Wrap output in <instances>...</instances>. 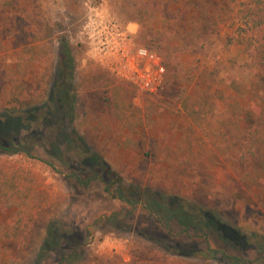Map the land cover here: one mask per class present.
Instances as JSON below:
<instances>
[{"label":"rangeland","instance_id":"rangeland-1","mask_svg":"<svg viewBox=\"0 0 264 264\" xmlns=\"http://www.w3.org/2000/svg\"><path fill=\"white\" fill-rule=\"evenodd\" d=\"M88 1L134 44L157 45L160 91L138 89L87 52ZM256 75L264 79V0H0V160L30 169L40 193L28 213L0 206V264H264ZM184 87L209 91L202 128L180 108ZM115 102L144 124L124 125ZM127 188L139 193L132 202L119 197ZM161 198L211 211L246 245L160 217L147 204Z\"/></svg>","mask_w":264,"mask_h":264},{"label":"trees","instance_id":"trees-1","mask_svg":"<svg viewBox=\"0 0 264 264\" xmlns=\"http://www.w3.org/2000/svg\"><path fill=\"white\" fill-rule=\"evenodd\" d=\"M231 42V39L228 38ZM148 47L157 50L161 53V50L155 44H145ZM61 54L59 58V64L61 67V75L65 77L71 74L72 69V59L69 52V47L67 42L61 43ZM162 54V53H161ZM166 65V64H165ZM209 81H212L208 77ZM241 81V80H240ZM249 88L256 93H261L264 88V79L256 75L253 81L250 83ZM67 90L61 88L59 90V99L67 100ZM208 89L203 88L202 91L195 93L191 92L188 87H184L180 93V108L189 118L192 125L202 128L208 121L209 116V106H208ZM258 97L262 100V95ZM264 99V98H263ZM113 114L117 117L124 125L127 126H141L144 124L142 119V114L135 115V112L131 109V104H119L114 103ZM256 126L254 128V135L251 136V140L257 141L261 140L264 142V117L256 118ZM8 142L7 144H10ZM0 146H3L0 142ZM9 145H5L4 148H11ZM22 154L27 157V151L21 150ZM137 189L127 188V195L119 193V197L130 201V198H136L135 196L139 194ZM119 191V190H118ZM131 196V197H128ZM164 199H148V208L159 214L160 217L164 219L174 218L180 224L184 226H189L196 224L198 228H203L205 230L219 232V237L222 241L235 240L242 245H246V240L243 235H239L235 228L230 227L227 229L226 225L218 221L215 214L211 211L201 209L199 213L195 215L193 211H186L181 206L175 204V200H169L167 203L163 202ZM132 202V201H130ZM40 205V193L36 189L35 177L30 169L25 165L20 163L14 164L10 160H0V206L6 208H17L18 211H23L28 213V209ZM199 215V216H198ZM226 229V230H225ZM227 231L226 233H223ZM136 264H148L145 262H140Z\"/></svg>","mask_w":264,"mask_h":264},{"label":"built area","instance_id":"built-area-1","mask_svg":"<svg viewBox=\"0 0 264 264\" xmlns=\"http://www.w3.org/2000/svg\"><path fill=\"white\" fill-rule=\"evenodd\" d=\"M81 30L87 52L105 68L148 93L164 87L163 56L147 45L134 44L128 29L101 3L86 2Z\"/></svg>","mask_w":264,"mask_h":264}]
</instances>
